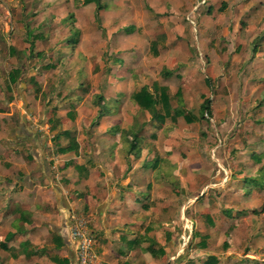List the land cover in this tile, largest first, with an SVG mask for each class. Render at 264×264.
I'll return each mask as SVG.
<instances>
[{
  "label": "rangeland",
  "instance_id": "374dc122",
  "mask_svg": "<svg viewBox=\"0 0 264 264\" xmlns=\"http://www.w3.org/2000/svg\"><path fill=\"white\" fill-rule=\"evenodd\" d=\"M107 1L109 8L119 10L114 2ZM170 1L151 0V3ZM79 3L0 0V112L71 111L75 112L73 121L67 116L63 118L72 122V129L76 130L77 118L81 121L76 112H133L135 103L128 96L131 88L151 87L155 80L173 92L182 88L184 108L198 117L200 105L208 97L214 117L220 121L206 118L188 124L179 118L176 123L168 120L163 126L146 130L143 146L156 147V151L160 150L157 157L166 159L152 161L151 171L161 172L150 173L143 180L149 186L150 203L144 196L138 199L140 209L147 206L144 212L141 209L139 218L144 224L133 234L138 235L140 245L133 255L128 253L122 260H128L129 264H204L209 256H215L218 260L214 264H264V0L226 1L222 9L220 4L212 14L200 10L197 19L191 12L182 14L178 24L155 14L150 20L135 19L141 11L137 5L132 20L110 22L108 27L114 26L115 30L123 25L135 26L133 34L145 40L143 45L122 49L127 57L119 59L113 79L117 81L114 87L121 86L126 91L116 100L106 97L99 100L91 93V82L97 80V75L101 80L109 76L106 69L93 70L94 62L98 61L95 54L109 49V38L105 21L93 17L92 12L85 18L80 16L81 21L78 19ZM69 15L75 19L68 20ZM77 21L85 35L73 46L70 40L78 36L71 35V28L77 27ZM177 29L183 34L182 39L170 41L175 39ZM161 34L166 36V42L159 44L161 54L157 58L149 51L148 42ZM94 35L100 37L92 39ZM31 44H34V55L30 53ZM202 45L210 55L199 50ZM165 66L175 69L181 78H162L160 70ZM14 69H20L21 74L18 83L10 85L9 73ZM205 77L209 79L208 84ZM172 100L176 107V98ZM134 113L139 122H144V127L151 126L146 125L150 119L146 111L135 107ZM122 119L114 118L111 124H119V129L130 124ZM87 121L82 117L80 125ZM93 126H82L80 135L74 134L81 138V133L85 129L91 132ZM42 133L39 132V138ZM119 140L122 142L124 137L119 136ZM60 141L65 144L67 139ZM169 154L178 159L175 167L167 159ZM246 179L262 184H252L250 193L246 194L245 200L250 203L244 206L249 210L234 213L230 209V215L219 213L212 222L206 221V215L212 210L230 204L224 195L228 193L226 190L230 187L233 193L240 190ZM202 192H207L211 201L207 204L200 197L195 206L193 197L198 198ZM242 204L233 205L241 207ZM230 220L236 221L231 224ZM1 231L3 235L5 230ZM200 234L209 237L205 249L200 248L203 237ZM149 239L156 242V248L165 249L164 257H153L146 252Z\"/></svg>",
  "mask_w": 264,
  "mask_h": 264
},
{
  "label": "crops",
  "instance_id": "0c3cea01",
  "mask_svg": "<svg viewBox=\"0 0 264 264\" xmlns=\"http://www.w3.org/2000/svg\"><path fill=\"white\" fill-rule=\"evenodd\" d=\"M201 1L172 0L167 4L158 5L151 3V0H110L119 8L116 11L108 7L110 3L107 0H102L105 7L97 13L95 4L82 5L80 0L78 19L81 21L80 16L85 18L88 12H92L93 17L96 16L97 19L101 18L105 21L104 25L107 30L105 33L109 38V49L103 51L102 54H95L98 56V61L93 64V66L95 65L93 70L101 68L103 71L106 69L108 72L106 75L109 76H105L101 80V76L97 75V80L91 82L93 85L92 95L96 94L95 97H99L97 98L99 100L102 97L118 99V96L124 93V90L126 91L121 86L114 87L115 79H113L119 68V59L127 57L122 49H132L134 46L145 43V40L139 39L136 34H133L135 26L123 25L115 30L114 26L108 27L110 22L132 20L138 5L141 11L135 19L144 17L146 20H150L155 14L178 24L179 16L182 14L188 13L189 15L191 12L197 19L201 15L200 10L212 14L217 11L220 4L219 9H222L226 5V1L230 2V0H204L203 3ZM172 12L173 15L169 14ZM70 16L68 20L75 19H71ZM191 25L193 26V21H191ZM137 27L139 29V26ZM74 29L78 31L76 34L78 39H75V43L72 41L74 38L70 40L73 46L82 41L84 34L78 21L77 27ZM71 31V35L75 37L73 28ZM175 33H177L174 36L175 39L170 38V41H178L177 37L182 39L183 34H180V30H175ZM100 36L94 35L92 39ZM165 42V35L156 36L150 43L148 42L149 51L155 57H160L159 44ZM81 46L85 48L83 43ZM202 47L199 50L203 51V54H211L204 48V45ZM65 49L64 52L67 53ZM106 53L109 55L106 56ZM77 57L78 54L75 58ZM168 66H172V64ZM82 67L85 68L83 65ZM167 67L165 66V68ZM172 67L174 68V66ZM112 70L113 72L110 73ZM183 80L185 79L183 78ZM115 82L117 83V81ZM155 82L164 86L157 80L153 83ZM205 82L208 84L209 79L206 78ZM96 86H98L97 89H95ZM78 88L81 87L78 86ZM149 88L151 90V87ZM138 90L131 88V92L128 94L131 101H133L132 95ZM169 91L173 96L177 92ZM171 94L170 96H172ZM209 100L211 101V99ZM135 107L140 109L135 104L133 112L130 113L76 112L78 116H81V121L82 117L85 120L89 119L82 126L88 128L95 125L91 132L85 129V132L81 133L83 134L81 138L74 134V132H78L80 135L79 131L83 130L80 119L76 120V131L72 129L73 123L67 122L63 118L67 116L71 120L75 119V112H0V230H5L3 235L0 233V264H72L76 253L75 245L70 238V230L75 216H84L88 219L94 235V247L103 264L130 263L128 260L122 259L126 258L128 253L133 255L137 246L140 245L138 235L133 234H136L144 224L139 219L141 209L143 212L147 210V206H142L140 209L141 204L138 199H142L141 197L144 196L148 199L147 203H150L149 186L145 185L143 180L150 173L152 175L161 172L158 169L151 171L152 161L166 159L165 156L157 157L160 155V150L156 151V147L143 146L146 142L144 140L147 136L146 130L150 127L156 129L164 124L160 125L147 119L146 121L149 122L146 125L151 126L144 127V122H139L134 113ZM104 109L103 111H106V107ZM211 110L212 118H215L212 101ZM118 117L120 121H123L124 117L130 124L122 125L120 129L119 124H111V120L114 121V118ZM215 120L217 122L219 119L215 118ZM38 121L44 122L39 125ZM39 132H43L41 138L38 136ZM65 132H70V135H65ZM14 134L16 137H11ZM119 136L124 137L122 142L119 140ZM135 136H138L137 141H134ZM71 137L76 139L78 149L60 153L59 150L69 144ZM61 138L67 139V142L61 143ZM161 155L163 154L161 153ZM167 159L172 163L170 164L172 167H175L178 162L176 161L178 159L170 154ZM250 181H252L250 187H247ZM244 182L245 186L234 193L231 191V187L226 190L228 193L224 195L228 197L227 201H231L230 204L223 207V205L218 206V203L215 202L218 208L208 214L211 216L206 215V221L212 222L213 217L219 213L230 215L232 213L230 209H234V213L239 211L246 213L249 210L247 206H244V204L250 203L245 200V196L250 193L252 184L255 186H262V184L247 179ZM245 187L248 188L247 191L244 190ZM151 195L153 196V194ZM200 195L198 198L193 197L194 204L200 197L206 199L207 204L210 203L211 200L207 192H202ZM240 202L243 203L241 207L233 205ZM191 208L192 206L188 208V212ZM146 213L148 214L149 211ZM234 221L236 220H230V223L232 224ZM9 234L12 235V238L7 239ZM129 234L131 236H128ZM201 236H206L204 240L207 245L208 235ZM149 242L148 247L152 246L156 251L163 249L164 254L152 255L148 247L146 248L147 253L153 257L166 255L163 247L156 248V242L152 239H149ZM201 242L202 239L200 244Z\"/></svg>",
  "mask_w": 264,
  "mask_h": 264
},
{
  "label": "trees",
  "instance_id": "16d2710c",
  "mask_svg": "<svg viewBox=\"0 0 264 264\" xmlns=\"http://www.w3.org/2000/svg\"><path fill=\"white\" fill-rule=\"evenodd\" d=\"M80 0H75V2H79ZM82 5H89L95 4L97 13L104 9V5L102 0H81ZM71 19H74V16H70ZM74 36L77 34V29H74ZM73 43L76 42L75 39L72 40ZM30 53L34 55V44L30 45ZM21 74L20 69H14L9 74V84H16L19 81ZM161 77L164 79H170L171 77L175 76L177 78H181V75L175 71V69H168L162 68ZM208 82V80H207ZM176 98L177 106L174 107L172 105V99ZM183 90L182 88H178L176 94L172 97L169 93V87L167 86H160L157 82L153 83L151 86V90L148 86H144L140 88L137 92L132 95V100L137 106L143 110L147 111L151 116V121L157 122L160 125L165 124L167 120L176 123L179 118H183L184 121L188 124H192L194 122H198L201 119H210L212 118V110H211V101L209 99H204L202 104L200 105V116H196L190 111L184 108V101H183ZM100 116V115H99ZM70 132H65V135H70ZM138 136H135L134 141H137ZM132 148L134 147L131 146ZM78 149V143L74 137L70 138V142L66 147H62L59 152L60 153H67L73 150ZM199 235V234H193ZM194 236V237H195ZM206 236L202 237L201 248H206V241L204 239ZM12 238V235H8L7 239ZM155 245V244H154ZM224 247L227 248V242L224 243ZM149 252L152 255L156 254H164L163 249H159L156 251L152 246L148 247ZM217 262V258L215 256H209L204 264H214Z\"/></svg>",
  "mask_w": 264,
  "mask_h": 264
},
{
  "label": "built area",
  "instance_id": "2783aa9c",
  "mask_svg": "<svg viewBox=\"0 0 264 264\" xmlns=\"http://www.w3.org/2000/svg\"><path fill=\"white\" fill-rule=\"evenodd\" d=\"M202 3L204 0L201 1ZM70 238L75 245L76 257L72 264H103L94 247V235L84 216H75Z\"/></svg>",
  "mask_w": 264,
  "mask_h": 264
}]
</instances>
